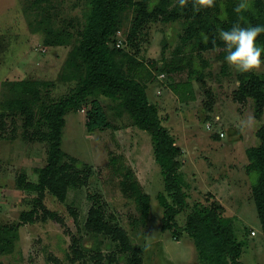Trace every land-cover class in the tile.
<instances>
[{"label":"rangeland","instance_id":"rangeland-1","mask_svg":"<svg viewBox=\"0 0 264 264\" xmlns=\"http://www.w3.org/2000/svg\"><path fill=\"white\" fill-rule=\"evenodd\" d=\"M258 1L264 4V0H252L251 8ZM31 2L0 0V113L8 83H48L47 91L53 99L67 97L78 85L77 81L63 79L72 46H47L48 24L41 22L50 13L49 21L54 27L62 25L63 20L81 24L86 0H55L48 13L32 7ZM219 2L221 15L226 19V9L240 0ZM132 18L131 11L123 15L112 45L136 56L151 73L152 77H148L146 71L139 70L147 80L149 100L159 107L162 124L183 152L180 172L188 185L185 192L190 209L176 217L179 231L175 233L164 226V210L158 198L164 193V179L155 162L150 135L133 126L127 113L116 114L117 100L100 96L113 129L89 133V106L66 117L63 149L68 157L77 159L78 169L83 176L89 174V178L87 185L69 192L65 203L50 195L38 203L36 193L18 188L21 175L29 182H37L35 170L46 166L49 145L26 139L21 118L14 123L7 118L0 140V227L18 223L21 213L34 207L39 215L34 224L20 229L13 251L0 255V264H95L98 254L107 257L105 264L113 256L115 264H128L129 255L122 254L109 239L86 231L92 206L89 194L101 197L109 219L126 230L132 244L143 250V264H201L193 241L185 232L186 218L194 205L211 202L221 205L223 215L233 223L237 242L242 246L241 264H264V231L252 198L257 175L253 180L246 172V149L260 144L258 130L264 125V112L258 114L251 100L246 104L234 101L240 73L230 65L222 73L223 61L217 58L216 51L184 49L183 56L191 58V67L204 75V84L194 81L193 94L182 102L170 85L185 82L187 75L170 78L161 67L172 61L187 26L184 21L149 25L136 42V54L135 47L126 44ZM118 40L124 43L120 48ZM253 72L264 74V65ZM120 165L131 169L151 196L147 225L134 224L139 213L134 200L121 187ZM45 210L56 212L63 224L45 217ZM75 244L82 253L80 259L74 256Z\"/></svg>","mask_w":264,"mask_h":264},{"label":"trees","instance_id":"trees-1","mask_svg":"<svg viewBox=\"0 0 264 264\" xmlns=\"http://www.w3.org/2000/svg\"><path fill=\"white\" fill-rule=\"evenodd\" d=\"M54 1L32 0L31 6L48 13L50 7L53 8ZM85 6L81 24L75 25L72 20H63L62 25L54 27L49 21L50 13L48 18H44L45 22H41L48 24L47 46H72L63 79L77 81L76 88L67 97L53 99L49 90L47 91L48 83L22 81L7 84L4 93L6 98L2 102L0 113V140L6 131L7 118L12 123L16 118H21L26 139L49 145L46 166L35 170L37 182H29L25 175H21L17 186L22 191L36 193L38 203L49 195L59 203H65L72 189L87 185L89 174L83 176L78 169L77 159L68 157L63 149L66 117L70 112H78L82 107L89 106L86 112V128L89 133L113 129L108 114L98 99L104 96L118 101L115 107L117 115L127 113L133 126L150 135L155 162L164 179V193L170 199L168 201L164 193L158 196L164 210V226L176 233L179 231L176 217L185 209H190L185 192L188 185L180 172L183 152L177 146L175 137L162 124L159 107L149 100L147 80H144L139 70L146 71L148 77H152L151 73L136 56L129 54L124 48L117 49L112 45L123 23V15L130 11L133 14L126 44L135 47L136 54L139 53L136 42L149 25L184 21L187 28L181 37V46L175 50L172 61L163 64L161 71H165L170 78L178 74L187 75L185 82H172L170 85L181 101L185 102L193 94L192 83L195 81L203 85L204 75L191 67V58L183 56L184 49H197L200 53L216 51L217 58L223 61L222 73H225L229 64L225 61L226 46L219 37V31L228 30L233 25H264V4L258 1L254 8L242 13L235 12L236 4H233L226 9L227 16L223 20L219 18V0H215L211 7L199 4L198 0H185L183 6L179 4V0H86ZM205 36L208 38L207 43L204 41ZM257 42L264 45V33L257 38ZM238 80L240 84L234 92V101L246 104L251 100L258 114H262L264 74L240 73ZM181 92L185 94L181 95ZM258 137L260 144L246 149V172L249 177L257 175V181L252 186V198L264 231V125L258 130ZM120 171L123 175L121 187L134 200L139 213L134 224L147 225L151 196L144 191L131 169L120 165ZM88 199L92 206L85 224L86 231L109 239L122 254L129 255L128 264H143V250L132 244L126 230L109 219L101 197L89 194ZM191 209L193 210L186 218L185 232L193 241L199 262L241 264L242 246L237 242L231 219L223 215L224 208L211 202L206 205L198 203ZM73 214L76 219V214ZM38 215L39 210L34 207L33 210L22 212L18 223L0 227V255L13 251L19 240L20 229L24 225L34 224ZM44 216L63 224L56 212L45 210ZM75 249L74 256L82 258L78 245ZM94 259L95 264H105L107 257L98 254ZM116 262L115 256L108 258L109 264Z\"/></svg>","mask_w":264,"mask_h":264},{"label":"clouds","instance_id":"clouds-1","mask_svg":"<svg viewBox=\"0 0 264 264\" xmlns=\"http://www.w3.org/2000/svg\"><path fill=\"white\" fill-rule=\"evenodd\" d=\"M199 4L213 6L215 0H198ZM183 6L185 0H179ZM252 0H240L235 6L234 11L242 13L251 9ZM225 19L224 15L219 17ZM264 33V25H255L242 27L233 25L230 29L219 31L220 39L225 43L227 54L225 61L234 67L239 73H251L264 65V45L257 42V38ZM208 38L205 36L204 41L207 43ZM255 174L251 179L255 180Z\"/></svg>","mask_w":264,"mask_h":264},{"label":"built area","instance_id":"built-area-1","mask_svg":"<svg viewBox=\"0 0 264 264\" xmlns=\"http://www.w3.org/2000/svg\"><path fill=\"white\" fill-rule=\"evenodd\" d=\"M123 44H124V43H123V41H122V40H118V41H117V47H118V48L122 47V46H123ZM220 136H221V137H224V135H223V134H221ZM252 235H254V232H252Z\"/></svg>","mask_w":264,"mask_h":264}]
</instances>
